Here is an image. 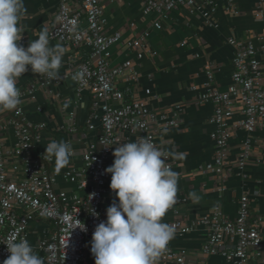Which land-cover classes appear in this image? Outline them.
I'll return each instance as SVG.
<instances>
[{"label": "built area", "instance_id": "2783aa9c", "mask_svg": "<svg viewBox=\"0 0 264 264\" xmlns=\"http://www.w3.org/2000/svg\"><path fill=\"white\" fill-rule=\"evenodd\" d=\"M262 4L263 0H257L255 17H263ZM220 7L230 13L237 12L234 0H142L141 10L144 14H157L151 27L161 30L173 10L199 14L207 26L215 27L212 15ZM72 21L77 23L75 31L71 29ZM148 36L147 30L126 39H122L120 30L107 33L100 0L59 1L56 22L49 38L72 52L67 59L68 75L72 77L78 95L89 92L91 101L86 123L92 128V121H99V134L95 141L86 144L80 166H68L57 172L50 166L52 160H47L44 152L36 150L45 123L26 118L23 100L31 98L38 88L47 90L60 77L49 80L33 73L32 81L17 86L22 103L11 111L0 112V264L9 255L6 246L9 241L23 237L29 242L28 225L34 217L50 220L55 225L54 231L35 246L44 264H95L90 241L95 226L106 220L102 203L105 196L113 191L109 188L111 174L106 173L105 168L114 161L113 149L145 137L162 150L157 142L158 134L177 127L183 106L189 104L183 102L162 110L149 108L145 101L136 98L139 74L134 70L133 61L113 64L111 48L115 45L135 53L137 60L153 56L155 52L147 43ZM252 37L226 39L233 48L231 83L227 89L221 92L215 87L216 66L207 59L204 65L205 90L198 92L190 102L196 105L209 101L213 104L210 118L215 125L210 133L213 157L199 171L214 176V186L218 191L224 190L227 174L233 173L234 169L239 177H245V165L255 158L251 134L264 127V71L261 61L264 58V40L262 36H255L261 41L255 47ZM82 47L87 48V53L79 60L75 53ZM77 73H83V77L75 79ZM124 82L131 84L132 90L119 88L118 84ZM190 89L197 88L191 85ZM62 110L65 111V107ZM234 115L241 118L232 120ZM74 118L72 111L66 113L67 125L59 126L57 130L76 132ZM238 130L247 133V139L231 160L228 141ZM10 131L13 141L8 144L6 135ZM164 159L170 167L166 152ZM57 175L74 182L76 191L57 189ZM256 196L257 190L242 191L234 218L226 216L219 205L205 215L188 218L177 214L176 208L185 198L176 197L177 203L167 211L174 216L164 222L175 226L174 237L204 229L206 236L199 250L201 258L197 262L190 261L185 251L174 250L169 242L160 256L161 260L166 264H207L209 257L220 256L222 264H250L252 258L264 261L260 251L264 217L251 209ZM91 209L99 215H93ZM82 222L86 231L75 227Z\"/></svg>", "mask_w": 264, "mask_h": 264}, {"label": "crops", "instance_id": "0c3cea01", "mask_svg": "<svg viewBox=\"0 0 264 264\" xmlns=\"http://www.w3.org/2000/svg\"><path fill=\"white\" fill-rule=\"evenodd\" d=\"M60 0H24L27 9L19 24L24 27L22 39L19 41L24 47L38 38V33L45 27L50 30L56 22L57 7ZM105 19V31L113 33L122 32V39L147 30L149 36L147 43L155 52L153 56H143L137 60L135 53L127 51L120 45L111 48L113 64L125 60H132L134 70L139 74L136 98L146 102L151 109H166L179 103H188L183 106L180 123L177 127L162 130L157 136V142L162 150L169 156L172 170L179 174L177 196L185 198L176 208L177 214L188 218H195L207 214L214 206L219 205L223 213L234 218L238 210V198L244 190H257L258 196L253 198L251 209L258 211L264 217V127L255 130L252 136L253 160L248 162L241 178L233 170L227 174L224 190L218 191L214 186L212 174L199 171V168L212 160L213 142L210 133L215 125L210 122L213 114V104L209 101L202 104H192L198 92H203L206 82L204 72L205 62L211 60L216 66L214 73L215 87L223 92L231 83V63L233 48L226 43L228 37H252L255 47L261 43L255 36H262L264 40V15L255 17L254 11L257 0H234L237 12L230 13L219 8L212 18L215 27L207 26L204 18L199 14H191L183 10H173L169 18L164 21L163 29L151 27L157 14L142 13V0H100ZM264 11V0L261 6ZM130 26V24H132ZM59 45L63 50L62 63L58 71L60 79L52 82L47 90L38 88L31 98L23 101V112L32 122L45 123L40 133V141L36 150L44 152V147L52 140L69 142L74 153L70 163L65 166H80L81 154L86 150V144L96 140L99 134V121H92V128L86 123L90 109V94L82 92L78 95L72 77L69 76L67 59L72 52L65 50L63 45L49 38V46ZM87 53V48H78L75 55L80 60ZM263 62L264 71V58ZM63 77V78H62ZM33 80L30 70L17 80V86H24ZM122 90L133 86L127 83L118 84ZM195 85L196 90L190 86ZM83 105V107H81ZM65 107V111L62 110ZM74 113L76 132L68 130L58 131L57 127L65 126L66 113ZM241 118L234 115L232 120ZM7 143L11 144L13 136L11 131L6 135ZM247 139V133L238 130L228 141L230 156L233 160L240 151V145ZM256 159H260L256 161ZM50 166L55 168L54 158ZM63 169V168H62ZM235 172V173H234ZM228 173V172H227ZM56 188L75 192L74 182L56 176ZM199 196V202L194 203L191 193ZM113 202H118L114 192L105 196L102 208L107 209ZM174 215L166 213L163 221L171 219ZM55 225L50 220L32 218L28 225V239L34 252L40 256L35 248L38 241L52 233ZM261 233L264 237V226ZM206 231L202 228L192 231L183 237H174L170 247L176 251H185L190 261L197 262L200 258V247L204 242ZM261 256L264 258V238L260 246ZM220 256H211L207 264H222ZM158 264H166L161 258ZM168 264V263H167ZM250 264H264V261L252 258Z\"/></svg>", "mask_w": 264, "mask_h": 264}, {"label": "clouds", "instance_id": "9594fccd", "mask_svg": "<svg viewBox=\"0 0 264 264\" xmlns=\"http://www.w3.org/2000/svg\"><path fill=\"white\" fill-rule=\"evenodd\" d=\"M26 13L24 0H0V112L22 103L17 80L29 66L32 73L49 80L56 78L61 67L64 50L59 45L49 46L47 27L27 47L19 43L24 32L19 21ZM76 28V21H72L71 29ZM82 77L83 73H77L75 79ZM73 153L69 142L52 140L43 155L47 160L54 158L59 172L70 163ZM113 156L105 172L111 174L109 188L118 202L107 207L106 220L99 222L92 233L90 252L94 262L158 264L176 232L163 217L177 203L179 174L165 164L164 152L145 137L117 146ZM190 195L194 203L199 202L195 192ZM75 227L86 231L83 222ZM6 246L9 255L2 264H44L26 238H13Z\"/></svg>", "mask_w": 264, "mask_h": 264}]
</instances>
